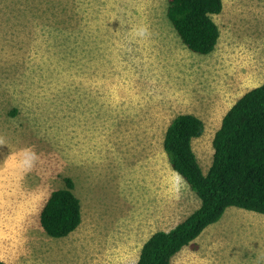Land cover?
Wrapping results in <instances>:
<instances>
[{"label": "rangeland", "instance_id": "374dc122", "mask_svg": "<svg viewBox=\"0 0 264 264\" xmlns=\"http://www.w3.org/2000/svg\"><path fill=\"white\" fill-rule=\"evenodd\" d=\"M222 2L203 55L181 42L168 0H0V259L133 264L199 206L163 151L167 125L203 120L192 146L206 172L223 115L264 79V0ZM63 176L82 221L52 238L39 212ZM170 264H264V214L228 207Z\"/></svg>", "mask_w": 264, "mask_h": 264}, {"label": "trees", "instance_id": "16d2710c", "mask_svg": "<svg viewBox=\"0 0 264 264\" xmlns=\"http://www.w3.org/2000/svg\"><path fill=\"white\" fill-rule=\"evenodd\" d=\"M222 0H168L166 15L187 49L198 54L214 51L220 31L212 15L222 11ZM205 131L193 113H179L167 125L162 141L171 169L196 194L199 206L171 229L153 232L142 244L133 264H170L171 259L228 207L264 214V79L236 99L221 119L212 138V160L204 172L192 142ZM48 195L39 212L43 231L63 238L82 221L81 201L74 181ZM0 264H10L0 260Z\"/></svg>", "mask_w": 264, "mask_h": 264}, {"label": "crops", "instance_id": "0c3cea01", "mask_svg": "<svg viewBox=\"0 0 264 264\" xmlns=\"http://www.w3.org/2000/svg\"><path fill=\"white\" fill-rule=\"evenodd\" d=\"M238 98H239V97H238ZM238 98H237V99H238ZM0 260H2V259H0ZM2 261H4V260H2Z\"/></svg>", "mask_w": 264, "mask_h": 264}]
</instances>
